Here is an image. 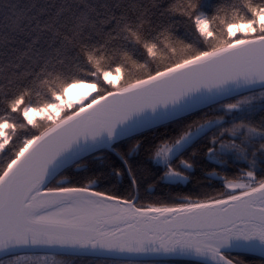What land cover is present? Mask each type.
<instances>
[{"label": "snow or ice", "instance_id": "6c2138e0", "mask_svg": "<svg viewBox=\"0 0 264 264\" xmlns=\"http://www.w3.org/2000/svg\"><path fill=\"white\" fill-rule=\"evenodd\" d=\"M74 89L88 91L74 101ZM190 115L200 118L185 124ZM157 125L160 180L186 181L208 139L209 160L245 164L221 177L232 191L137 207L66 186L94 161L138 190L129 158L142 142L114 145ZM36 248L101 264L264 258V0H0V264H27L18 251Z\"/></svg>", "mask_w": 264, "mask_h": 264}, {"label": "trees", "instance_id": "16d2710c", "mask_svg": "<svg viewBox=\"0 0 264 264\" xmlns=\"http://www.w3.org/2000/svg\"><path fill=\"white\" fill-rule=\"evenodd\" d=\"M239 98L240 97H235V99ZM232 102H234V100ZM216 108H219V105H216ZM204 112H208L209 115L223 114L215 110L204 109L200 112V115L203 116ZM257 112H259L258 108ZM199 118V116L190 115V118L185 120L184 123H191L192 120ZM40 119L41 118H38L36 120L40 121ZM225 119L229 118L226 117ZM258 120L259 117L257 116V122ZM230 126V124L225 125V127ZM175 127L177 126L174 124L168 125V128ZM29 128H31L30 125ZM165 130L164 125H157L155 130L145 131L143 135L137 134L135 139L125 138L122 141L116 142L114 145L116 151L126 153L128 148L137 142V139L142 142L138 153L129 158V163L133 166V171L136 173V177L139 181L138 190L131 185V177L127 174L121 177L110 176V168L94 161H89L87 163V171H77L73 169L69 173H66L69 179L73 181L72 184L66 186H89L90 189L102 191L106 194H115L122 199H133L137 192V207H147L148 205L156 207L175 206L183 197H188L192 201L205 200L209 197L225 198L222 193H227L232 190L224 188L221 177L227 175L229 179L234 178L239 174L240 169L245 167L244 162L233 159L225 167L224 165L217 164L213 160H209L206 154L209 140L205 139L195 145V151L197 153L195 157V167L186 173L188 175L186 181L171 183L167 180L162 181L160 180V176L163 175L164 168L162 164L157 165L152 160L151 145L160 142V137L164 134ZM209 136H211V133ZM191 151L190 149L182 159H187L191 156ZM105 155L107 156L108 164L114 165L117 168L121 167L120 160L115 152L106 151ZM178 164L179 160H176L174 166ZM214 171L219 172L220 176L209 175V173ZM96 177H99L96 183L88 185L89 179H94ZM149 185H153V187H149ZM236 191L238 192L239 190ZM20 254H36V252L18 253V255ZM50 254L55 257L66 259L64 264H101V262L106 259L95 256L85 257L59 255L58 253ZM239 258L243 259L245 264H264V258L251 253H241ZM162 262L163 264H195V261L186 259H166L162 260Z\"/></svg>", "mask_w": 264, "mask_h": 264}, {"label": "rangeland", "instance_id": "374dc122", "mask_svg": "<svg viewBox=\"0 0 264 264\" xmlns=\"http://www.w3.org/2000/svg\"><path fill=\"white\" fill-rule=\"evenodd\" d=\"M115 75V73H114ZM119 83V82H118ZM88 91L87 89H75L76 92V96H71L72 99L78 100V97L80 95H82L84 92ZM92 95L95 94V92L93 91L91 93ZM87 102V101H86ZM258 102V101H257ZM61 116L63 115V113L60 114ZM35 119L41 118L40 116H35ZM183 182V181H181ZM19 256L27 258V264H58V262L63 261L64 263L66 262V259L64 258H60V257H55L53 255H51L50 253H43V254H20ZM38 258V261H37Z\"/></svg>", "mask_w": 264, "mask_h": 264}, {"label": "water", "instance_id": "95a60500", "mask_svg": "<svg viewBox=\"0 0 264 264\" xmlns=\"http://www.w3.org/2000/svg\"><path fill=\"white\" fill-rule=\"evenodd\" d=\"M89 191L90 192H94L96 190H93V189H90L89 188ZM137 197H138V194L136 192V195L135 197L132 199V202L136 205V201H137ZM106 203H114L112 201H106ZM154 215V214H153ZM123 226V225H122ZM27 252H36V253H58V251L56 249H50V248H36V249H24V250H20L18 251V253H27ZM251 254H255V255H259V253H251ZM157 259L159 260H166V259H186V260H191V261H194L193 258H189V257H175V256H170V257H158Z\"/></svg>", "mask_w": 264, "mask_h": 264}, {"label": "bare ground", "instance_id": "6f19581e", "mask_svg": "<svg viewBox=\"0 0 264 264\" xmlns=\"http://www.w3.org/2000/svg\"><path fill=\"white\" fill-rule=\"evenodd\" d=\"M71 96H76V92H75V89L70 93Z\"/></svg>", "mask_w": 264, "mask_h": 264}, {"label": "flooded vegetation", "instance_id": "af4514ba", "mask_svg": "<svg viewBox=\"0 0 264 264\" xmlns=\"http://www.w3.org/2000/svg\"><path fill=\"white\" fill-rule=\"evenodd\" d=\"M24 255V254H23Z\"/></svg>", "mask_w": 264, "mask_h": 264}]
</instances>
